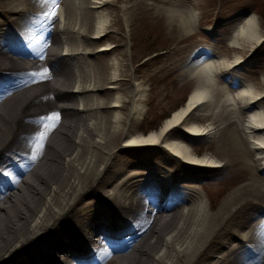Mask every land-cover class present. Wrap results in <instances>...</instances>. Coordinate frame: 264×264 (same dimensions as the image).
<instances>
[{
	"label": "bare ground",
	"instance_id": "bare-ground-1",
	"mask_svg": "<svg viewBox=\"0 0 264 264\" xmlns=\"http://www.w3.org/2000/svg\"><path fill=\"white\" fill-rule=\"evenodd\" d=\"M107 1L0 0V264H254L264 246V91L241 77L221 83L246 60L204 45L182 66L196 79L186 104L140 132L142 85L122 92L124 62L92 60L115 48ZM165 10L181 33L196 25L195 12ZM263 40L250 14L230 44ZM179 128L217 146L228 132L235 151L227 161L200 154ZM238 164L252 170L257 208L245 215L249 199L232 203L233 191L212 210L192 182Z\"/></svg>",
	"mask_w": 264,
	"mask_h": 264
},
{
	"label": "rangeland",
	"instance_id": "rangeland-1",
	"mask_svg": "<svg viewBox=\"0 0 264 264\" xmlns=\"http://www.w3.org/2000/svg\"><path fill=\"white\" fill-rule=\"evenodd\" d=\"M263 1L108 0V3L100 10L110 16L109 30L111 32L105 42H109L115 48L108 53L93 55L92 60L98 63L100 58L106 61L118 58L124 62L126 72L129 73L127 77L130 80L122 86V92H127L124 90L126 85H130V89L134 84L142 85L145 94L144 102L147 105L146 113L133 122L134 126L144 133L157 131L166 118L186 104L196 85V79L183 71L182 66L191 53L204 45H209L220 56L228 60H233L238 54L246 60L239 67L224 71L223 75L219 76L221 83H226L227 80L235 82L236 77H241L259 90L264 91V40L261 44H256L254 50L249 42L241 48L230 44L234 31L238 25L245 23L250 14L257 16L261 34L264 37V14L258 9ZM166 8L188 9L197 13L196 25L190 31L181 33L176 24L172 25L168 22ZM88 16L94 17L91 11ZM103 43L104 41H96L91 47L98 48ZM256 104L264 108V97L259 99ZM124 112L126 113L127 109ZM210 117L209 115L203 118L202 122L211 120ZM221 127L223 124L218 126V128ZM175 134L197 149L200 154L208 150L212 153L219 150L225 161L236 148L228 132L223 134L220 146L213 144L211 139L205 136H192L181 128L176 129ZM125 152L121 151L120 154L125 157L129 153L131 154L130 151ZM261 159L260 156L259 163L262 161ZM251 171L249 168H242V164L228 166L225 170L213 171L210 176L199 177L201 179L192 182V185L198 188L206 204L210 205L212 210L217 211L224 200L233 195L232 203L239 202L244 198L249 199L244 206L245 215L252 214L257 207L254 198L256 187L251 181ZM126 173L128 174V171L118 177L116 182L121 181L127 175ZM256 173L257 176L264 177V171L257 170ZM183 182L182 187L184 184L191 185L187 183L188 181ZM183 189L188 190V188ZM152 193H157V190L153 189ZM191 193L194 194V192ZM176 197L171 199L167 196L164 204L174 203ZM260 198V201L264 200V195H261ZM232 203H230V207ZM184 206L187 207L188 204ZM147 207L152 208L153 205L148 203ZM252 263L264 264V246L259 248Z\"/></svg>",
	"mask_w": 264,
	"mask_h": 264
},
{
	"label": "trees",
	"instance_id": "trees-1",
	"mask_svg": "<svg viewBox=\"0 0 264 264\" xmlns=\"http://www.w3.org/2000/svg\"><path fill=\"white\" fill-rule=\"evenodd\" d=\"M258 9H259V11H260L262 14H264V1L261 2V4L259 5Z\"/></svg>",
	"mask_w": 264,
	"mask_h": 264
},
{
	"label": "water",
	"instance_id": "water-1",
	"mask_svg": "<svg viewBox=\"0 0 264 264\" xmlns=\"http://www.w3.org/2000/svg\"><path fill=\"white\" fill-rule=\"evenodd\" d=\"M244 14H246V13H244Z\"/></svg>",
	"mask_w": 264,
	"mask_h": 264
},
{
	"label": "snow or ice",
	"instance_id": "snow-or-ice-1",
	"mask_svg": "<svg viewBox=\"0 0 264 264\" xmlns=\"http://www.w3.org/2000/svg\"><path fill=\"white\" fill-rule=\"evenodd\" d=\"M39 147V146H38Z\"/></svg>",
	"mask_w": 264,
	"mask_h": 264
}]
</instances>
